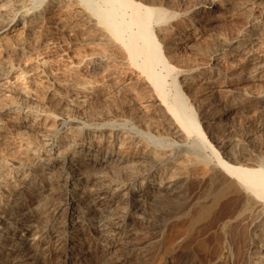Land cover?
Instances as JSON below:
<instances>
[{"label": "bare ground", "instance_id": "6f19581e", "mask_svg": "<svg viewBox=\"0 0 264 264\" xmlns=\"http://www.w3.org/2000/svg\"><path fill=\"white\" fill-rule=\"evenodd\" d=\"M164 1L0 0V91L17 84L22 96L0 101V133L24 126L30 137L26 158L0 151V264H126L137 257L136 264H168L187 244L190 258L178 264H222L244 243L241 263L264 264V232L254 228L264 223V147L251 133L243 138L249 143L235 133L212 144L202 125L264 114V88L249 84L263 80L264 16L241 0L247 22L238 31L241 25L230 24L232 33L226 19L236 0H197L189 9ZM219 24L232 34L205 42ZM58 33L76 36L84 51L58 61L51 39ZM181 44L193 49L184 58L171 49ZM117 88L131 101L118 103ZM63 94L85 105L110 96L120 106L96 102L100 109L77 118ZM143 206L154 216L141 215ZM86 211L97 215L88 229L79 219ZM139 225L137 240L132 229ZM30 231L35 240L19 259L5 246ZM118 246L126 252L114 251Z\"/></svg>", "mask_w": 264, "mask_h": 264}, {"label": "rangeland", "instance_id": "374dc122", "mask_svg": "<svg viewBox=\"0 0 264 264\" xmlns=\"http://www.w3.org/2000/svg\"><path fill=\"white\" fill-rule=\"evenodd\" d=\"M164 1V0H163ZM173 1V4H174V6H176V7H179V8H182L183 6V8L185 9H189V8H192V7H194L195 6V3L197 2V0H187V2H186V0H172ZM172 1L171 0H165L164 2H167L168 4L171 2L172 3ZM174 1H175V3H174ZM177 1V2H176ZM241 0H236V2H240ZM246 1H248V0H242V2L243 3H245ZM256 1L257 0H251V3H250V1H248V2H246L247 4L248 3H250V4H248L249 6H250V8H247L246 10L248 11V12H250V10L252 11V12H254L253 14H255L256 16H260V14H261V16H264V11L263 10H259V9H257V7L258 8H260L261 6H263V7H261V8H263L264 9V0H258L257 1V4H256ZM261 1V2H260ZM101 2V1H100ZM99 2V3H100ZM241 2V3H242ZM262 4H260V3ZM102 4H103V2H101ZM171 3L169 4V5H171ZM177 3V4H176ZM179 3V4H178ZM189 3V4H188ZM235 3L236 4V6L234 5H232V7L230 8V9H232L233 7H235L234 8V10L232 9V11H234V14H235V11L237 10V12H236V16L235 15H233V13H232V11L229 9V12H231L232 14V16L230 15V13L228 12V14H229V16L227 17V19H226V22L229 20V23L227 24L226 22H225V19H223V23H226L227 25H229V26H227L228 28V32H232V33H234V30H235V32H236V29H237V26H240V27H238V29H237V31L239 30V28H242V27H244L246 24H245V22H247V21H245V19L247 18V15L249 14L246 10H244V11H246L248 14H246V13H244V11L242 10H239V6L241 5V3ZM242 3V4H243ZM253 3V4H252ZM259 3V4H258ZM173 4L171 5V6H173ZM176 4V5H175ZM255 4V5H254ZM183 5V6H182ZM254 5V6H253ZM260 5V6H259ZM181 6V7H180ZM248 6V7H249ZM251 6H252V8H254L253 10H252V8H251ZM189 7V8H188ZM236 7H238V8H236ZM256 7V8H255ZM182 8V9H183ZM238 11H240V12H238ZM255 11H257V13H259V14H257ZM263 12V14H262V12ZM243 12V13H242ZM261 12V13H260ZM242 13V14H241ZM239 14H241L240 16H239ZM243 15H245V16H243ZM235 16V17H234ZM238 16V17H237ZM229 17H230V19H229ZM244 19V21L245 22H243L242 20ZM263 18V17H262ZM233 19L234 20H237V21H233ZM239 19H240V22H239ZM242 19V20H241ZM232 20V21H231ZM247 20V19H246ZM234 22H238V24L237 23H235L234 24ZM241 23V24H240ZM243 23V24H242ZM221 24V23H220ZM220 24L217 26V28H213V29H210V30H208L209 31V35H208V31H207V33L204 35L205 36V39H204V37H203V39H204V41L205 42H207V39L209 38V36L211 35L212 36V34L213 35H217L218 37H219V34H221V36H225L228 32L226 31V28H225V32L224 31H222V33H221V30H224V28H220ZM230 24H232L231 26H233L234 28L236 27V29H234L233 27H231L230 26ZM245 24V25H244ZM243 25V26H242ZM218 27H219V30H220V32H219V30H218ZM222 27V26H221ZM229 28H233L232 29V31H231V29H229ZM215 30V32L216 31H218L217 33H215V32H212V31H214ZM230 30V31H229ZM212 32V33H211ZM223 33H224V35H223ZM232 33H228L227 35H231ZM65 34V35H64ZM57 36V37H56ZM62 36V37H61ZM210 36V37H211ZM217 36H212V37H214L215 39L217 38ZM55 37V38H54ZM67 37H68V39H67ZM70 37H74V38H70ZM70 37H69V34H66V33H58V35L56 34V35H54L51 39H54V42H53V40H51L53 43V47L54 46H57V47H52V50L54 49V55H56V54H58V55H56V56H54V57H56V59L59 61H61L62 60V62L64 61L63 60V58H64V55L66 54V53H68L69 52V54L71 53H74L75 54V51H76V53H77V55H78V52L80 51V50H78L79 49V47H80V49H81V52H83L84 50H83V45H81L79 42V40L77 39V37L76 36H73V35H70ZM211 37V38H212ZM57 38V39H56ZM76 38V39H75ZM211 38H209L208 39V42H212V40H214L213 38L211 39ZM74 41V40H77V41H72V40ZM202 39V40H203ZM56 40V41H55ZM66 41V42H65ZM56 43V44H55ZM61 43V44H60ZM77 43V44H76ZM55 44V45H54ZM63 45V46H62ZM75 45H77V46H75ZM186 44H181V45H179V46H174V47H172L171 49L173 50H175L179 55H181L182 53V55H184L183 56V58L186 56V55H188L187 53H189V51H187L188 50V48H189V50H193L189 45H186ZM67 46H68V48H67ZM189 46V47H188ZM56 48V49H55ZM71 48H73V49H71ZM186 48V49H185ZM191 48V49H190ZM71 49V50H70ZM57 50H58V52H57ZM63 51V52H61V51ZM186 50V51H185ZM60 51V52H59ZM181 51V52H180ZM81 52L79 53V55L81 54ZM60 53H62L63 55L61 56V54ZM65 53V54H64ZM185 53V54H184ZM60 55V56H59ZM57 56L59 57V59L57 58ZM60 57H62V58H60ZM14 59V58H13ZM15 62H20V61H18V59H17V61H16V59H15ZM14 62V64H15V66H18V65H16L17 63H15ZM22 62V61H21ZM262 68V69H261ZM260 69H259V71L260 70H262V71H260V77H261V79H263L264 80V66L263 67H261ZM250 70V72H253V71H255V68L253 69V68H251V69H248V71ZM253 70V71H252ZM247 70H246V72H248ZM263 72V73H262ZM66 76V75H65ZM70 75L69 74H67V77H69ZM90 77V76H89ZM91 77H93V76H91ZM263 77V78H262ZM260 79V80H261ZM14 80L15 79H13V82H14ZM263 80H261L260 82L259 81H254V82H252V81H250V82H252V83H250L249 82V84L251 85H249L250 86V89H252L253 88V90L255 89L254 87L256 86V89H255V91H257V88L259 87V89L258 90H260V88L262 87V88H264V81ZM262 81H263V83H262ZM18 82V80H15V84ZM257 82V83H256ZM259 82V83H258ZM259 84H262V86L261 85H259ZM11 85H12V87H13V85H14V83H11V84H9L8 85V88L10 89L11 88ZM10 86V87H9ZM252 86H254V87H252ZM15 87H17V84H16V86ZM15 87H13L14 89H15ZM42 88V87H41ZM261 88V89H262ZM14 89H12V90H14ZM45 89V88H44ZM12 90H9V91H5V93H3L2 94V92H4V91H0V101H2L3 103H5V102H8V101H10L9 99H11L12 98V96H14L15 98H16V96H17V98L16 99H19L20 98V100L22 99V96L18 93V91L15 89L14 91H13V93H11V91ZM41 90L42 89H40V94L41 95H43V94H45V93H43L45 90H43L42 91V93H41ZM115 90V89H114ZM116 90H117V92H116ZM115 90V92L112 90V92H114L113 94H118L120 91L122 92H120L118 95H120V97L119 96H117L116 94H115V96L116 97H118V98H116L114 95V98L117 100V99H119V100H121L122 102L124 101V98L128 101V100H130L131 101V99L129 98V96H128V94L124 91V90H120L119 91V89L117 88ZM124 91V92H123ZM6 92H8V93H6ZM63 92V91H62ZM16 94V95H13V94ZM17 93H18V95H19V98H18V95H17ZM65 93V92H64ZM123 93L125 94L126 93V95L128 96V97H125L126 95H123ZM7 95L8 97H10V98H8L7 96H5V95ZM12 94V95H11ZM2 95V96H1ZM11 95V96H10ZM64 95V94H63ZM68 95V94H67ZM64 95V97L62 98L63 99V101H64V99H65V103H70V102H72V106L74 105V103H75V105L74 106H76L75 108H77V109H75V108H72V106L70 105L69 107L71 108V110H72V112H73V115L75 114V116L77 117V118H83V117H85V113H83L84 111H86V110H88L89 112L91 111V110H96V109H100L101 107H100V105L102 106V108H103V104H105V107L104 108H106V106H113V107H116V106H120V104L122 103L121 101H119V100H117V102L119 103L120 102V104H118L117 102H116V100H114V99H111V98H113V97H110L109 96V98H108V96L107 97H105V95H104V97H105V99L103 98V96L102 95H100V98L102 99L103 98V100H101L100 98H97V99H100V100H97V99H94L92 102H94V103H96V102H98L99 104H97L96 103V105L94 104H92V102H89V103H86V105H87V107H86V105L85 104H81L80 102H79V100H78V98L76 99V97L74 96V98H73V95ZM122 95H123V97H122ZM69 96H70V98H69ZM12 98L11 100H15V98ZM69 98V99H67V98ZM7 98V99H6ZM107 98V99H106ZM111 99V100H110ZM8 100V101H7ZM19 100V101H20ZM68 100V101H67ZM70 100V101H69ZM78 100V101H77ZM96 100V101H95ZM116 102H114V101ZM18 101V100H17ZM76 101V102H75ZM109 101V102H108ZM110 101H111V103H114V104H111L110 103ZM130 101H128V102H130ZM74 102V103H73ZM80 103V105H79V103ZM105 102V103H104ZM78 103V104H77ZM1 104V103H0ZM89 104H92L93 105V107L91 106V105H89ZM109 104H111V105H109ZM81 105H82V107H81ZM83 105H85L84 106V108H83ZM98 105H99V108H98ZM116 105V106H115ZM73 106V107H74ZM79 106V107H78ZM89 106V107H88ZM93 108H91V107ZM89 108H90V110H89ZM96 108V109H95ZM73 109H75V110H73ZM80 109H82V110H80ZM84 109H86V110H84ZM87 111V113H89ZM195 112L198 114V115H200L201 116V114L199 113V110L196 108L195 109ZM243 113V112H242ZM244 113H245V115H244ZM243 114H241V112L240 113H238L237 115H235V116H231V117H229V119L228 120H225L226 121V123H225V121H223L222 123H220L219 124V126L218 125H213L212 126V128H211V126H209V127H207L206 126V124L205 123H203L202 125H203V127H205V129H204V131H205V136L208 138V140L210 141V143H212V144H215L213 141V139L216 137V138H227V137H235V135H236V138H234V139H236L237 141H240L241 140V142L240 143H243L244 144V142H247V143H249V139H248V141L247 140H243V138L245 139L246 138V136L247 135H250V133L251 134H253V137H254V135H255V137H254V141L256 142V140H257V142H258V144H260V145H262L263 147H264V143H262L261 142V139L263 140V142H264V137L262 136L263 134H262V131H259V130H263V132H264V121L262 120V122H261V119H264L263 117H261V116H264V114L261 112V113H259V112H257L256 111V113L255 112H253V114H251L250 112H248V114H246V112H244ZM250 113V114H249ZM259 113V114H258ZM58 114V113H57ZM84 114V115H83ZM242 115V116H241ZM259 115H261L260 117H258ZM74 116V117H75ZM79 116V117H78ZM239 116V117H238ZM245 116V117H244ZM246 117H248V118H246ZM256 117H258V118H260L259 120H260V122L257 120V122L256 123H254V121H253V119H255L256 120ZM202 118V117H201ZM239 118V119H238ZM240 118H242V119H240ZM257 118V119H258ZM251 119V121H250V123H249V121H247V120H250ZM153 120H154V118H153ZM232 120V121H231ZM229 121L230 122H232L233 124H230L229 123ZM242 121H244V123H242L243 125H241L240 124V122H242ZM245 121H247L248 122V124L250 125V124H252V123H254V124H252L251 125V127H254V129H252L250 126H248V124H247V122H245ZM228 122V123H227ZM235 122H236V125H235ZM259 122V123H258ZM224 123H225V126H226V128H224L225 126H224ZM239 123V124H238ZM228 124H230V126H232V127H230ZM244 124H246L247 126H245ZM259 126H258V125ZM240 125L241 126H243V127H240ZM217 126V127H216ZM221 126H224L223 127V131L222 130H220V128H221ZM233 126L235 127V128H244V129H234L233 128ZM238 126V127H237ZM257 126H258V129H257ZM261 126V127H260ZM216 127V128H215ZM219 127V128H218ZM227 127H229L230 128V130H229V132H228V129L229 128H227ZM206 128H208V129H206ZM211 128V129H210ZM218 128V129H217ZM247 128V130H245ZM249 128V129H248ZM10 129V130H9ZM26 130V128L24 127V126H20L19 128H14V127H12V128H8L6 131H2V134L0 133V151H2V154L3 153H6V154H9V152H10V154L11 155H13V154H15V155H13V157H15V156H20L21 154H23V156L26 158V157H28L27 155H24V151H23V147H22V145H23V143H25V141L28 139V138H30V137H27V135H28V132L27 131H25ZM217 129V130H216ZM222 129V128H221ZM212 130V132H210ZM214 130V131H213ZM219 130V131H218ZM241 131L239 134H241V135H239L238 133H237V131ZM242 130H245V132L244 131H242ZM254 132H253V131ZM18 133H17V132ZM21 131V132H20ZM165 130L164 129H160L159 130V133L161 134H165V132H164ZM208 131V132H207ZM217 131V132H216ZM224 134V135H222V133ZM233 131H235V132H233ZM238 131V132H239ZM248 131V132H247ZM251 131V132H250ZM5 132V133H4ZM24 132V133H23ZM26 132V133H25ZM220 132V133H219ZM261 133L260 134V138H259V136H258V134L259 133ZM7 133V134H6ZM23 133V134H22ZM213 133V135H210V134H212ZM214 133H217V135L218 136H220V137H218L216 134V136L214 135ZM225 133H226V135H225ZM231 133L234 135L235 133V135L233 136V135H231ZM249 133V134H248ZM13 134V135H12ZM21 134V135H20ZM222 136H221V135ZM228 134V135H227ZM244 134H247L246 136L244 135ZM257 134V135H256ZM18 135V136H17ZM23 135V136H22ZM26 135V136H25ZM237 135H239L238 137H237ZM9 136V137H8ZM11 136V137H10ZM25 136V137H24ZM212 136H214V137H212ZM262 136V137H261ZM212 137V138H211ZM239 137H241V138H239ZM7 138V139H6ZM20 138V139H19ZM237 138H239V140L237 139ZM259 138V139H258ZM3 140V141H2ZM18 140V141H17ZM24 140V141H23ZM14 141V142H13ZM243 141V142H242ZM5 142V143H4ZM18 142V143H17ZM259 142H261V143H259ZM10 144V145H9ZM13 144V145H12ZM17 145H19V146H17ZM14 146V147H13ZM12 148H13V150H12ZM21 148V149H20ZM137 147H132L131 148V150L133 151V152H135V151H137V149H136ZM9 149V150H8ZM128 149V148H127ZM264 149V148H263ZM7 150L9 151V152H7ZM20 150H21V152H20ZM135 150V151H134ZM4 151H6V152H4ZM15 153H14V152ZM17 151V152H16ZM13 154H12V153ZM21 153V154H20ZM210 152H208V154H209ZM9 154V155H10ZM20 154V155H19ZM204 154H206L205 152H204ZM30 156V155H29ZM94 156V155H93ZM13 166V167H12ZM14 166H17V164H15V163H13V164H9V167L11 168V169H13L14 170V168H15V170L17 169V167H14ZM203 166V165H202ZM21 170V169H20ZM39 174H37L35 177L37 178V176H38V178H37V182L38 181H40V179H41V177H43V175L42 174H40V172H38ZM41 175V176H40ZM40 178V179H39ZM15 181V180H14ZM13 180H12V182L13 183H16V181L14 182ZM11 182V184H13ZM30 182V181H29ZM28 182V186H31L32 187V184L31 183H29ZM30 184V185H29ZM24 187V186H23ZM3 189L4 190H6V189H8V188H6V187H3ZM22 189V188H21ZM6 194V193H5ZM141 213V215H143L144 217H148V218H151V217H153L154 216V213L148 208V206H143V209H141V211H140ZM90 212H88V211H86L85 212V214H83V217H81L82 215H80L79 216V219H83V220H85L86 221V223L85 222H83L84 223V229H88L90 226H92L96 221H97V219H96V214H94L93 215V213H90ZM101 215H100V219L102 220H100L99 221V223H100V225L101 224H103L102 222H103V217H105L106 215H107V211H105V212H99ZM106 214V215H105ZM77 215V214H76ZM153 215V216H152ZM8 223V222H7ZM264 225V223L262 224V226ZM261 226V228H260V226H258L259 228H257V226H255L254 228L256 229V231L258 230L261 234L264 232V229H262L263 227ZM135 229H132V231L133 232H135V233H137V238H134V239H132V242L133 243H136V242H138L137 240H139L140 238H141V235H142V233H140V232H142L141 231V226L139 225V227L137 226V227H134ZM252 229L253 230V232H254V230L255 229ZM260 229H262V230H260ZM262 231V232H261ZM18 232H21V231H18ZM139 235V236H138ZM31 236V237H30ZM140 237V238H139ZM223 238V237H222ZM227 238H229V237H227ZM137 239V240H136ZM35 239H34V233L32 232V231H30V232H28L27 234H25V235H23V237H21V238H19V239H17V240H13L12 241V243L10 244H7L8 246H5V247H7L6 249H15V251H17L18 253H17V257L20 259V257H21V259H23L25 256H24V253H25V251H26V248L29 246V245H31V244H33V241H34ZM223 240H224V238H223ZM227 240H229V241H231L230 240V238L229 239H227ZM260 242H261V240L260 239H258ZM228 241V242H229ZM243 241H245V239L243 240ZM259 241H258V243H259ZM131 242V243H132ZM246 242V241H245ZM102 243V242H101ZM100 243V244H101ZM241 244H243V242L241 241L240 242ZM90 243L88 242L87 243V245H89ZM240 244V245H241ZM244 244H245V249H244ZM243 245H242V247H241V251H240V253H239V251L237 252L236 251V253H234V255L232 256V254H229V255H227V256H225L224 257V260H223V263L222 264H237L236 262H238V264H242L243 263V261H244V256H245V253H246V243H244ZM11 245V246H10ZM87 245L85 246V248L86 249H84V250H88L87 249ZM19 246V247H18ZM186 246V247H185ZM184 247L185 248H183L182 249V252H178V253H176V255H175V259L172 261V262H170V263H168V264H178V263H180V262H182V261H184L185 259H189L190 257H187V254H188V250H189V244H187V245H185ZM187 246L189 247V248H187ZM118 248V249H117ZM115 247V249H114V251L115 250H119V246L118 247ZM17 249V250H16ZM125 248H120V250L118 251L119 252V254H122L123 252H122V250L124 251V253L126 252V249L124 250ZM187 249V250H186ZM81 249H80V246H78V248L77 249H74L73 251H72V253L73 252H76V251H80ZM245 250V251H244ZM23 251V252H22ZM121 251V252H120ZM185 251V252H184ZM245 253H244V252ZM22 252V253H21ZM184 252V253H183ZM23 254V255H22ZM86 255H88L87 253H85ZM185 254V255H184ZM24 256V257H23ZM89 256V259L87 260V261H95V259L93 258L94 257V255H88ZM238 256V257H237ZM57 258V257H56ZM174 258V257H173ZM243 258V259H242ZM230 259V260H229ZM240 259H241V261H240ZM137 260L139 261L140 260V258H133V259H131V261L129 262H127L126 264H136L137 263ZM235 260V261H234ZM55 262H56V260H54ZM179 261V262H178ZM230 262V263H229ZM242 262V263H241Z\"/></svg>", "mask_w": 264, "mask_h": 264}]
</instances>
